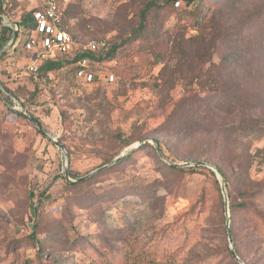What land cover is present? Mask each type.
I'll use <instances>...</instances> for the list:
<instances>
[{
    "label": "rangeland",
    "instance_id": "1",
    "mask_svg": "<svg viewBox=\"0 0 264 264\" xmlns=\"http://www.w3.org/2000/svg\"><path fill=\"white\" fill-rule=\"evenodd\" d=\"M3 2L0 264H238L217 176L168 161L225 170L235 251L264 264V196L230 208L247 187L236 166L247 163L248 187L264 189V0H71L76 54L120 46L91 65L92 83L72 66L35 74L36 52L14 34L2 46V28L43 0ZM235 99L251 108L233 110ZM66 166L73 181L110 167L70 184Z\"/></svg>",
    "mask_w": 264,
    "mask_h": 264
},
{
    "label": "trees",
    "instance_id": "2",
    "mask_svg": "<svg viewBox=\"0 0 264 264\" xmlns=\"http://www.w3.org/2000/svg\"><path fill=\"white\" fill-rule=\"evenodd\" d=\"M177 0H171L172 6L174 7L175 3ZM184 2L187 3V5L190 7L191 5H193L194 3H196L198 0H183ZM7 4L6 2H3V0H0V17L3 18H7ZM40 9L39 6L34 7V9H32L29 14H27L23 20H21L17 26L19 28V33L16 39V42L19 41L23 43V47L24 49H26V45L30 40V36L31 33L36 29V23H35V19H34V14ZM150 9V6H148L146 8V10L143 12V22H142V26L144 27L145 23L144 21L146 20V15L148 13ZM207 19L204 20V18L201 19V23L202 22H206ZM15 34V31L12 28H8V27H3L2 28V38H3V44L2 46H4L8 41H10L12 35ZM21 35H24V39L21 40L20 37ZM120 49V46H113L111 47V49H109L107 52H80L77 53L75 56L73 57H63L60 58L57 61H52V62H45L42 64V66L39 68L38 70V75L40 77H42V75H48L51 74L57 70H61L67 66H72L75 70L76 76L77 73L79 71V68L77 67V64L83 60H89L90 62H92V64L95 63H103L106 61L111 60L112 58H114V56L116 55L117 51ZM246 58L241 57L238 60V63L240 62L241 65L239 66L242 70L244 68L243 63L246 61ZM246 75L248 74L249 76H251V72L250 71H245ZM245 75V76H246ZM233 108V110H248L251 107H248L246 105V103L242 100H237L235 99V101L230 104ZM157 143H159V141H157ZM160 144V143H159ZM146 145V144H145ZM201 163V162H198ZM175 168V167H174ZM216 168L219 170V172L221 173V175L223 176V178L225 179V182H227V178H226V174H225V170L222 167L216 166ZM234 173H235V178L239 181V182H243L244 181V186L247 185L246 189L242 190L243 192H241V195L239 197V201H243L240 205L236 206V205H231V211H233L234 215H236V211L238 209L240 210H247L250 205H248V203H246V201H250V200H255L259 197L264 196V189L261 190H257L255 188H249L248 187V182H249V166L244 165V166H236L234 168ZM212 175L215 176L214 173H212ZM83 183V182H82ZM78 184V183H77ZM231 199V197H230ZM238 257L239 253L238 251H236ZM232 256V253H231ZM233 258V256H232ZM242 260V259H241ZM243 261V260H242Z\"/></svg>",
    "mask_w": 264,
    "mask_h": 264
},
{
    "label": "built area",
    "instance_id": "3",
    "mask_svg": "<svg viewBox=\"0 0 264 264\" xmlns=\"http://www.w3.org/2000/svg\"><path fill=\"white\" fill-rule=\"evenodd\" d=\"M71 0H43L40 9L34 14L36 29L31 33L30 40L26 45L28 52H36V62L31 68L38 74L37 65L45 62L57 61L63 57L76 55V48L72 35L65 27L64 5ZM5 19V18H3ZM3 21V20H2ZM19 32V28H18ZM107 48L105 43L93 45L89 52H98ZM92 62L83 60L77 64L79 71L77 78L92 83L96 76L91 70ZM36 67V68H35Z\"/></svg>",
    "mask_w": 264,
    "mask_h": 264
},
{
    "label": "water",
    "instance_id": "4",
    "mask_svg": "<svg viewBox=\"0 0 264 264\" xmlns=\"http://www.w3.org/2000/svg\"><path fill=\"white\" fill-rule=\"evenodd\" d=\"M0 24L3 25V21H2V18L0 17ZM14 31H15V34H14V37L12 39L13 43L16 41L17 39V36H18V26L16 24L10 26ZM7 51V48H3L1 51H0V57ZM0 87H1V84H0ZM13 112L18 115V116H21L22 118H24L25 120H27L28 122H30L31 124H33L34 126H36V128L39 130V132L43 135V136H46L48 137L47 133L44 131L42 125L40 124V122L34 118L33 116H30L18 109H12ZM147 141H143L141 142L139 145H137L135 147V149H139L141 146H143L144 144H146ZM153 144H155L156 146V149H157V152L159 154V156L161 158H164V155H163V152L161 150V148L158 146L157 142L153 141L152 142ZM54 144L60 148L61 150L65 151V149L63 148V146H61L58 142L54 141ZM120 162V159L116 160L113 165L117 164ZM64 163L67 164V157H64ZM168 163L175 167V168H190V167H205V168H208L210 169L218 178V180L220 181V184H221V190H222V194L224 196V202H225V210H226V213H227V233H228V236H229V240H230V244H231V253H232V256L233 258L235 259L236 262H238V264H245L237 255L236 251H235V248H234V243H233V236H232V230H231V226H230V216H229V198L227 196V192H226V183H225V180L223 178V176L221 175V173L219 172V170L217 168H215L214 166H211V165H208L206 163H193V164H175L171 161H168ZM110 166H106L100 170H98L97 172L85 177V178H81V179H78L76 181H73L71 180L70 178V172L66 166V169H65V177H66V180L68 183L70 184H77V183H80L82 181H85L87 179H89L91 176H93L94 174L96 173H99L101 171H104L106 169H108Z\"/></svg>",
    "mask_w": 264,
    "mask_h": 264
}]
</instances>
